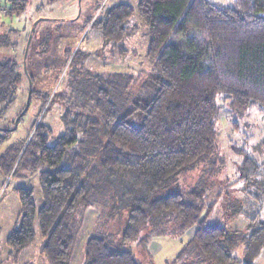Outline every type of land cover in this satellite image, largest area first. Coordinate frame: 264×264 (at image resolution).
<instances>
[{
	"label": "trees",
	"instance_id": "1",
	"mask_svg": "<svg viewBox=\"0 0 264 264\" xmlns=\"http://www.w3.org/2000/svg\"><path fill=\"white\" fill-rule=\"evenodd\" d=\"M9 1L11 12L26 6V0ZM134 11L129 3L119 2L91 22L103 43L121 55L127 52L125 23ZM136 11L145 24L146 56L153 63L145 82L149 93L125 105L121 98L135 82L133 74L87 71L71 81L61 115L64 129L52 144L51 128L39 121L26 143L10 145L0 154V174H13L19 167L37 172L43 198L37 208L31 188H15L21 213L6 239L9 254L18 255L33 242L37 222L48 263L68 264L75 237L73 217L79 205H91L88 190L77 185L89 152L103 153L119 165L131 164L124 168L125 178L136 170L150 174L155 187L214 152L220 93L231 109L244 112L254 106L264 115V0H234L229 6L208 0H138ZM87 57L77 48L70 62L77 66ZM22 80L16 57L0 59V117L16 101ZM49 95L32 87L29 105L32 97L46 101ZM152 161L160 165L159 178L156 168L144 170ZM258 168L245 152L239 178L247 183L258 175ZM203 196L202 188L193 187L132 207L120 239L110 234L87 237L83 264H141L122 242H145L149 232L140 237L139 233L157 215L173 218L180 229L196 224L181 253L193 250L206 264H238L233 249L242 244L245 264H253L264 248V221L247 232L209 223L207 215L202 216Z\"/></svg>",
	"mask_w": 264,
	"mask_h": 264
},
{
	"label": "rangeland",
	"instance_id": "2",
	"mask_svg": "<svg viewBox=\"0 0 264 264\" xmlns=\"http://www.w3.org/2000/svg\"><path fill=\"white\" fill-rule=\"evenodd\" d=\"M137 1L26 0L24 10L16 13L9 11L11 1L0 0V59L16 57L19 70L23 73V89L19 88L16 101L4 117H0V154L10 145L18 147L22 142L26 143L39 121L51 128L49 144H52L64 129L61 115L70 96L71 81L86 75L87 71L133 74L135 82L121 98L125 105L137 96L149 93L145 82L153 63L146 56L148 37L145 24L136 11ZM208 1L219 6L233 5L234 2ZM119 2L129 3L135 9L125 23L128 33L123 45L127 52L123 55L111 44L105 45L100 32L91 25L106 7ZM29 34L31 37L27 43ZM77 48L87 52L88 57L76 66L70 59ZM28 76L31 88L40 94L50 95L46 101L38 96L32 97L27 112L13 128L15 118L26 104ZM221 94L216 97L219 112L215 122L214 152L190 169L164 178L155 187L152 185L155 179L144 171L136 170L133 177L125 178L124 168L132 167L131 164L119 165L111 159L107 160L103 153L99 155L96 150L87 154L84 167L78 173L77 185L88 190L91 205H79L73 217L75 237L68 264H83L84 244L91 235L110 234L115 240L120 239L126 216L132 207L162 194L184 193L193 187L203 189L202 216L207 215L209 223L216 221L229 229L247 232L252 225L264 221L263 112L254 106L244 112L233 110ZM245 152L259 165L258 175L247 183L239 178ZM159 167L152 161L146 163L144 170L154 171L156 168L159 178ZM21 186L32 189L37 208L43 201L37 172L19 167L13 174H0V264H49L41 252L44 237L37 222L33 242L18 255L9 254L6 239L16 227L21 213L15 190ZM208 208L210 211H207ZM195 229L196 224L180 229L173 218L157 215L139 233L140 237L149 232L145 242H139L137 238L122 242V247L131 251L141 264H206L193 250L181 253ZM242 247L238 244L233 249V254L239 258L238 264H245ZM253 264H264V248Z\"/></svg>",
	"mask_w": 264,
	"mask_h": 264
},
{
	"label": "water",
	"instance_id": "3",
	"mask_svg": "<svg viewBox=\"0 0 264 264\" xmlns=\"http://www.w3.org/2000/svg\"><path fill=\"white\" fill-rule=\"evenodd\" d=\"M28 37H29V38H28L27 43H28L29 40H30L31 34H29ZM27 45H28V44H27ZM27 45H26V48H25V52H26V49H27ZM30 94H31V81H30V79H29V88H28V94H27L26 104H25L24 108L22 109V111H21V112L18 114V116L15 118V121H14L15 124H14L13 128L16 127L19 118H20V117L23 115V113L27 110V107H28V105H29ZM13 128H12V129H13ZM1 129H3V128H1ZM3 130H7V129H3Z\"/></svg>",
	"mask_w": 264,
	"mask_h": 264
}]
</instances>
